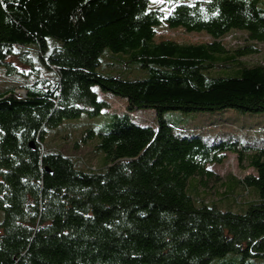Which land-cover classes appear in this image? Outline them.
<instances>
[{
    "label": "trees",
    "instance_id": "obj_1",
    "mask_svg": "<svg viewBox=\"0 0 264 264\" xmlns=\"http://www.w3.org/2000/svg\"><path fill=\"white\" fill-rule=\"evenodd\" d=\"M260 6L264 0H0V68L36 78L0 93V264L264 259V139L254 147L210 141L163 119L166 112L264 113V62H241L264 46ZM161 28L209 41H178L158 35ZM229 37L241 44L227 45ZM30 49L53 71V86L38 78ZM106 51L147 77L99 72ZM230 70L236 75L215 76ZM102 95L127 104L110 129L87 128L81 137L103 154L102 170L47 149L48 132L109 111ZM139 109L153 110L156 121L137 123ZM251 122L226 127L264 134V122ZM249 150L253 174L227 177L223 195L206 201L204 187L215 177L208 166L228 153L241 163Z\"/></svg>",
    "mask_w": 264,
    "mask_h": 264
},
{
    "label": "rangeland",
    "instance_id": "obj_2",
    "mask_svg": "<svg viewBox=\"0 0 264 264\" xmlns=\"http://www.w3.org/2000/svg\"><path fill=\"white\" fill-rule=\"evenodd\" d=\"M183 2H192L194 0H182ZM263 10L262 17L264 18V8L260 6ZM160 36H166L175 38L178 41L182 42H201L209 41V38L201 34H186L179 30H168L161 28L157 32ZM227 45L234 46L241 44V42L234 40L233 38H226ZM108 53L106 51L101 57V69L99 72L107 75H119L125 80H139L147 77V73L144 70L137 69L136 67L124 69L122 65L114 61L111 56L105 57ZM29 57L33 60V67L38 72V78L43 80H49V85L53 86L54 84V73L51 70H47L45 67L41 66L39 63L35 51L30 49ZM105 57V58H104ZM104 58V60H103ZM103 61V62H102ZM241 62L246 65H253L257 62H264V46L260 47V52L257 55L245 57L241 59ZM103 63V64H102ZM20 70L29 71V68L23 67L19 63L14 62ZM103 71V72H102ZM236 72L234 70L230 71H219L215 76H235ZM36 78L34 76H29L28 78H23L22 76H6L5 69L0 68V93L5 90L16 87L23 88L26 85L31 84ZM22 94V92H19ZM104 99H107L111 104V109L107 112H104L102 115L88 118L82 116L74 122L69 121L65 123L60 128L48 132L46 136L47 149L52 152H60L66 156L72 157L75 160L77 156H83L84 160L99 170L103 169L102 153H97L93 143L84 144L81 142V137L84 131L88 129L93 130H108L111 127V116L122 114L126 108V101L121 98H110L102 95ZM132 113L136 115L138 120H135L141 125L151 124L156 121V114L151 109H139L134 110ZM163 119L169 123L174 129L184 127L186 125H191L194 128H197L199 135L204 136L210 141H220V140H232L238 141L243 145L254 147L261 144V141L264 139V134H258V136H252L247 134H239L238 131L234 129L227 128L228 123H239L250 125L251 121L264 122V113L252 114L245 113L234 109H227L224 111L218 112H166L163 114ZM259 123V124H261ZM258 125V124H252ZM263 126V125H261ZM202 134V135H201ZM203 137V138H204ZM252 149V148H251ZM253 150V149H252ZM249 150L244 154V159L240 163L238 162L237 156L235 154L228 153L226 154V159L221 165H211L208 166L215 175L212 179L206 182L204 187L206 197L205 200L210 202L224 193V188L229 185V180L227 177H238L242 178L246 175L253 174L252 169L249 167V157L253 154V151ZM78 163V162H77ZM79 166V163L77 165ZM236 194L239 197L243 194V191L240 188H236ZM253 197L249 196V201ZM220 211L226 212H239L235 208H228L223 206H216ZM3 215L0 212V221ZM211 264H264V259H248L245 262H242L239 255H230L225 258H219L213 260Z\"/></svg>",
    "mask_w": 264,
    "mask_h": 264
},
{
    "label": "snow or ice",
    "instance_id": "obj_3",
    "mask_svg": "<svg viewBox=\"0 0 264 264\" xmlns=\"http://www.w3.org/2000/svg\"><path fill=\"white\" fill-rule=\"evenodd\" d=\"M153 2H156V0H153Z\"/></svg>",
    "mask_w": 264,
    "mask_h": 264
},
{
    "label": "built area",
    "instance_id": "obj_4",
    "mask_svg": "<svg viewBox=\"0 0 264 264\" xmlns=\"http://www.w3.org/2000/svg\"><path fill=\"white\" fill-rule=\"evenodd\" d=\"M21 91V90H20Z\"/></svg>",
    "mask_w": 264,
    "mask_h": 264
}]
</instances>
